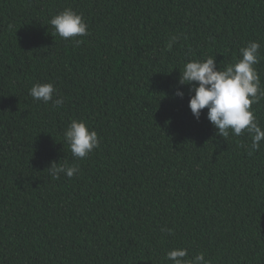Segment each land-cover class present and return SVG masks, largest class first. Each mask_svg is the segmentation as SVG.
<instances>
[{"label":"trees","instance_id":"1","mask_svg":"<svg viewBox=\"0 0 264 264\" xmlns=\"http://www.w3.org/2000/svg\"><path fill=\"white\" fill-rule=\"evenodd\" d=\"M65 7L88 25L79 45L49 23ZM249 41L264 88V0H0V264H172L176 247L264 264V141L250 154L246 132L195 119L178 83ZM37 82L62 106L34 100ZM251 107L264 126V98ZM74 118L100 141L83 159L63 135ZM52 162L80 171L55 179Z\"/></svg>","mask_w":264,"mask_h":264},{"label":"clouds","instance_id":"2","mask_svg":"<svg viewBox=\"0 0 264 264\" xmlns=\"http://www.w3.org/2000/svg\"><path fill=\"white\" fill-rule=\"evenodd\" d=\"M51 27L61 38H71L76 45L88 34V25L83 15L71 7H65L53 15L49 21ZM180 39L179 35L172 34L167 44L171 50ZM260 43L249 41L246 46L239 49V58L224 69H217L215 58L208 56L202 59H193L183 66L178 83L190 85V91L194 92L189 100V108L195 119L199 120L201 111L207 108V119L222 137L241 136L245 132L251 138L249 153L260 148V142L264 141V126H261L252 105L264 98V88L261 87V78L254 67L260 62ZM195 82V83H194ZM57 92L51 82L34 83L29 89V94L36 101L47 104L52 102L54 108L63 104V98L57 96ZM176 96L183 98L184 92L177 88ZM64 138L73 157L83 159L95 148L99 147L98 133L91 129L87 123L80 119H72L64 130ZM49 175L58 179L60 174L72 178L80 169L76 164L68 165L52 162L47 167ZM169 235L172 229H162ZM165 258L172 264H212L205 259L203 252L188 258L186 248L176 247L166 252Z\"/></svg>","mask_w":264,"mask_h":264}]
</instances>
